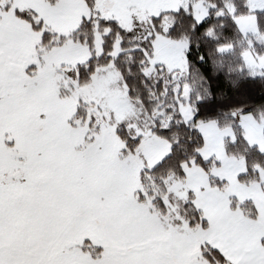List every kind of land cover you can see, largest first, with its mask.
<instances>
[{"label": "snow or ice", "instance_id": "snow-or-ice-1", "mask_svg": "<svg viewBox=\"0 0 264 264\" xmlns=\"http://www.w3.org/2000/svg\"><path fill=\"white\" fill-rule=\"evenodd\" d=\"M245 75L264 0H0V264H264Z\"/></svg>", "mask_w": 264, "mask_h": 264}, {"label": "rangeland", "instance_id": "rangeland-1", "mask_svg": "<svg viewBox=\"0 0 264 264\" xmlns=\"http://www.w3.org/2000/svg\"><path fill=\"white\" fill-rule=\"evenodd\" d=\"M256 92H257V85H256V89L254 90V93H253V88L252 90L251 89L248 90L247 88L241 87L237 91L235 97L224 101L222 106L219 109H217L216 112H209L208 115L209 116L216 115L217 112L227 111L228 109L236 108V107H243L244 110H247L251 105V103L253 102Z\"/></svg>", "mask_w": 264, "mask_h": 264}, {"label": "trees", "instance_id": "trees-1", "mask_svg": "<svg viewBox=\"0 0 264 264\" xmlns=\"http://www.w3.org/2000/svg\"><path fill=\"white\" fill-rule=\"evenodd\" d=\"M244 82H253L257 85V92L255 94V98L251 103V105L249 106V108L247 109V111L252 110L258 105L264 106V78H261L258 75L257 76L245 75L242 83ZM237 91L238 90L236 91L230 90L226 100L235 97Z\"/></svg>", "mask_w": 264, "mask_h": 264}, {"label": "crops", "instance_id": "crops-1", "mask_svg": "<svg viewBox=\"0 0 264 264\" xmlns=\"http://www.w3.org/2000/svg\"><path fill=\"white\" fill-rule=\"evenodd\" d=\"M241 87L247 88L248 90H249V89L252 90V88H253V93H254V90L256 89V85H255V83H253V82H245V83H243V84L241 85ZM253 93H252V94H253Z\"/></svg>", "mask_w": 264, "mask_h": 264}]
</instances>
